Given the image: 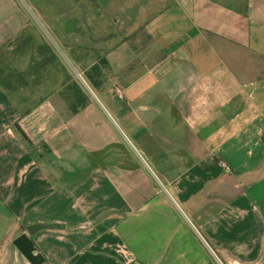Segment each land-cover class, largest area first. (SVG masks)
Returning <instances> with one entry per match:
<instances>
[{"label": "crops", "instance_id": "0c3cea01", "mask_svg": "<svg viewBox=\"0 0 264 264\" xmlns=\"http://www.w3.org/2000/svg\"><path fill=\"white\" fill-rule=\"evenodd\" d=\"M31 224L43 264H264V0H0V264Z\"/></svg>", "mask_w": 264, "mask_h": 264}, {"label": "trees", "instance_id": "16d2710c", "mask_svg": "<svg viewBox=\"0 0 264 264\" xmlns=\"http://www.w3.org/2000/svg\"><path fill=\"white\" fill-rule=\"evenodd\" d=\"M108 66V62L104 57L99 59V61L84 71L83 75L85 80L92 87L99 86L106 78ZM59 94L67 103L70 111L74 114L83 109L89 100L86 89H84L80 82L66 69L64 71Z\"/></svg>", "mask_w": 264, "mask_h": 264}, {"label": "water", "instance_id": "95a60500", "mask_svg": "<svg viewBox=\"0 0 264 264\" xmlns=\"http://www.w3.org/2000/svg\"><path fill=\"white\" fill-rule=\"evenodd\" d=\"M42 226L41 224H31L27 226L26 233H22L14 240L15 246L31 264H43L45 261L43 255L35 253V246L31 239V236Z\"/></svg>", "mask_w": 264, "mask_h": 264}, {"label": "built area", "instance_id": "2783aa9c", "mask_svg": "<svg viewBox=\"0 0 264 264\" xmlns=\"http://www.w3.org/2000/svg\"><path fill=\"white\" fill-rule=\"evenodd\" d=\"M82 81L84 82V84H85L86 86H88L84 80H82ZM112 91H113V93H115L119 98L122 97V90H121L120 87H118L117 85H114V86L112 87Z\"/></svg>", "mask_w": 264, "mask_h": 264}, {"label": "rangeland", "instance_id": "374dc122", "mask_svg": "<svg viewBox=\"0 0 264 264\" xmlns=\"http://www.w3.org/2000/svg\"><path fill=\"white\" fill-rule=\"evenodd\" d=\"M78 81L80 82V84L84 87V89L89 90V88L84 84V82L81 80L80 77H78Z\"/></svg>", "mask_w": 264, "mask_h": 264}]
</instances>
